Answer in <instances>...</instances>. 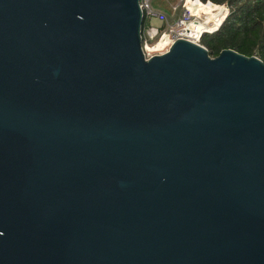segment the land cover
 <instances>
[{"label":"water","instance_id":"95a60500","mask_svg":"<svg viewBox=\"0 0 264 264\" xmlns=\"http://www.w3.org/2000/svg\"><path fill=\"white\" fill-rule=\"evenodd\" d=\"M139 2L0 0V264H264V63Z\"/></svg>","mask_w":264,"mask_h":264},{"label":"trees","instance_id":"16d2710c","mask_svg":"<svg viewBox=\"0 0 264 264\" xmlns=\"http://www.w3.org/2000/svg\"><path fill=\"white\" fill-rule=\"evenodd\" d=\"M198 1L217 6L225 4L229 9L220 28L200 39V45L211 57H217L223 50H232L246 57H257L264 63V0ZM145 26L143 23V29Z\"/></svg>","mask_w":264,"mask_h":264},{"label":"built area","instance_id":"2783aa9c","mask_svg":"<svg viewBox=\"0 0 264 264\" xmlns=\"http://www.w3.org/2000/svg\"><path fill=\"white\" fill-rule=\"evenodd\" d=\"M190 1L193 3L198 2V0ZM186 2L187 0H179L178 3L170 5L169 16L175 17V21L170 22L168 19L169 17L165 12L154 8V0H140L139 7L143 14L144 23L146 24L145 29L142 30V52L145 59L166 53L172 44L179 39H185L200 45L201 37L205 34L216 32L220 28L224 18L229 13L227 5H215L216 14L222 10L225 11V17L222 19L221 23L210 31H202L194 33L193 35L192 32L188 30L189 26L191 23H202L205 19V15L203 13L193 14L191 10L188 9ZM202 4L208 5L212 3L208 2ZM152 19L157 20L161 26H164L152 27L150 25ZM158 45L161 46L157 47Z\"/></svg>","mask_w":264,"mask_h":264},{"label":"rangeland","instance_id":"374dc122","mask_svg":"<svg viewBox=\"0 0 264 264\" xmlns=\"http://www.w3.org/2000/svg\"><path fill=\"white\" fill-rule=\"evenodd\" d=\"M179 0H154V8L156 9H160L162 10L163 12H165L167 15H168V19L170 22H173L175 21V17H170V5L171 4H175V3H178ZM192 3V2H191ZM194 5V6H193ZM193 5L191 6H187L189 9L191 8V12L193 14H198V13H203L205 15V18L208 14H214L210 19H207L205 21V24H207V28L205 29V31H208L210 29V27H216L219 25V20L222 21V19L225 17V11L222 10L221 12H218L217 14L215 13V7L208 4V5H204L202 3H200L199 1L198 2H195L193 3ZM229 14V13H228ZM227 14V15H228ZM227 17V16H226ZM221 23V22H220ZM210 24V25H209ZM152 27H160L161 25L159 24V22H157V20L155 19H152V22L150 24ZM164 25H162L161 27H163ZM197 28V23L194 24V23H191V25L189 26L188 30L190 32H192V34L194 35V33H199L201 32L202 30H198V29H194V28ZM157 40V39H155ZM154 40V42H155ZM161 43V42H160Z\"/></svg>","mask_w":264,"mask_h":264},{"label":"bare ground","instance_id":"6f19581e","mask_svg":"<svg viewBox=\"0 0 264 264\" xmlns=\"http://www.w3.org/2000/svg\"><path fill=\"white\" fill-rule=\"evenodd\" d=\"M199 2H200V1H199ZM186 5L189 7L190 5L192 6L193 3L190 4V3H189V0H187ZM210 5H212V4H210ZM193 6H194V5H193ZM212 6H215V5H212ZM188 9H189V8H188ZM189 10H191V8H190ZM213 15H214V14H208L202 23L197 22V26H198V27H197V28L195 27L194 29H198V30L205 31V29H206L207 26H208L207 24H205V21H206L207 19H210ZM220 22H221V20H219V24H220ZM209 25H210V24H209ZM212 29H213V27H210V29H209L208 31H210V30H212ZM202 31H201V32H202ZM159 46H161V45H158L157 47H159Z\"/></svg>","mask_w":264,"mask_h":264}]
</instances>
